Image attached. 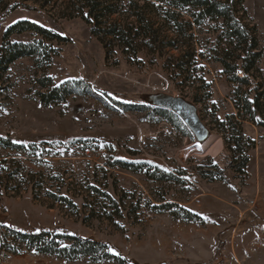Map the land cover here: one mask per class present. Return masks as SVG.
Here are the masks:
<instances>
[{
    "label": "rangeland",
    "instance_id": "obj_1",
    "mask_svg": "<svg viewBox=\"0 0 264 264\" xmlns=\"http://www.w3.org/2000/svg\"><path fill=\"white\" fill-rule=\"evenodd\" d=\"M115 3L120 12L109 23L123 27L134 21L130 5H145L144 0ZM78 7L73 0H0V47L6 30L21 20L36 22L66 39L49 44L56 54L52 52L48 69L28 57L4 72L0 138L25 147L37 145L38 151L23 160L28 159L35 172L55 171L68 179L77 205L72 210L47 199L35 200L26 184L6 187L0 182V264H119L69 262L23 247L14 255L2 247L4 240L11 242L3 224L94 239L131 264H264V128L250 122L243 127V136L255 141L253 148L243 146L250 158L245 168L234 159L235 145L225 144L228 118L238 113L233 102L237 89L258 86L264 94V0H246L245 13H240L255 29L263 52L250 87L231 82L221 63L224 51L230 49L217 44L224 36L221 21L206 20L193 28L192 48L186 51L187 38L171 32L163 11H147L156 29H161V40L155 45L157 52L137 41L135 56V50L126 52L120 42L105 36V25L101 35L94 36L92 25L78 16ZM186 13L183 19H188ZM38 39L31 32L11 37L17 43ZM204 47L208 56L202 55ZM186 52L195 55L189 73L179 69ZM44 76L56 86L82 81L92 93L46 106L40 98L45 90L39 79ZM237 76L243 74L237 71ZM157 93L193 102L212 132L209 141L199 146L186 127L190 136L139 99ZM116 103L133 108L126 111ZM216 145H221L218 152L211 150ZM8 155L16 154L0 149V162ZM121 163L142 168L132 173L119 168ZM163 173L166 179L158 180ZM92 185L117 204L104 201ZM19 186V192L13 191ZM186 211L195 215L194 221L187 220Z\"/></svg>",
    "mask_w": 264,
    "mask_h": 264
},
{
    "label": "trees",
    "instance_id": "obj_2",
    "mask_svg": "<svg viewBox=\"0 0 264 264\" xmlns=\"http://www.w3.org/2000/svg\"><path fill=\"white\" fill-rule=\"evenodd\" d=\"M153 1L144 0L145 5L143 8L137 7V5H130L132 8L130 7L129 10L132 12L134 21L127 23L123 27L117 22L109 23L110 18L120 12L115 0H73L79 6L77 9L78 16L87 24L92 25V34L94 36L99 37L101 35L100 28L105 25V36L120 42L126 52L135 50V56L138 53L135 48L137 41L142 44L145 43L148 50L157 52L158 49L155 45L161 40L159 32L161 29H156V21L147 14V11L153 12L156 8L163 11L166 22L171 26V32L176 36L184 35L187 38L184 46L186 51L192 48L193 28L202 26L206 20L212 22L221 21L224 36L218 38L217 44L219 46L223 45L222 40L226 39L224 45L230 46V49L224 51L225 58L221 60V63L224 65L225 72L231 76L229 77L231 82L239 86L250 87L253 78L252 72L257 69L258 63L263 57V52L259 49L260 43L255 35V29L244 23L240 16L241 12L245 13L243 6L246 0ZM163 2H165V5ZM157 3L158 5H156ZM185 10L188 12L186 13L188 14V19H183ZM25 32H31L40 37V39L30 43L11 41L12 36ZM63 41H66V39L36 22L21 20L14 23L6 30L2 46L0 47V79L10 65L22 58H34L41 66H43L42 63L46 64L48 69L52 64V52L56 54L55 49L49 44ZM170 46L174 47V44ZM193 56H195L194 53L190 55V53L186 52L179 69L189 73L191 68L190 60ZM227 59L232 60L234 63H228ZM237 71L241 72L243 77H238ZM39 83L42 89L45 90L40 93V98L42 104L46 106L52 103L64 102L71 95H88L92 93L90 85L82 81H68L56 86L50 77L44 76L39 79ZM260 90L258 86L248 91L243 88L237 89L233 102L238 113L237 116L232 115L228 118L229 128L227 129V134L229 133V135L225 137V144L228 146L229 144L235 145L234 149H231L234 159L240 160L243 168L250 162L248 154L244 153L243 146L247 145L250 148L255 146L254 140L243 136L245 123L250 122L264 128V94ZM116 104L126 111L133 108V106L124 103ZM151 109L170 122L180 132L189 135L183 122L173 113L158 108ZM238 127L240 129H237ZM0 149L9 150L16 154L8 155L0 162V170L3 171V175L0 176L2 184L6 185V187L10 184H18L20 186L26 184L27 189L31 190L35 200L47 199L53 205L60 204L72 210H77V205L73 199L74 195L69 189L70 183L68 179L60 173H55V171L49 175H46L43 170L35 172L33 167L30 166L31 163L27 162L28 159L23 160L24 157L30 158L31 154H35L34 152L38 151L37 145L25 147L0 138ZM39 157L41 159L44 158L42 154ZM118 167L132 173H137L142 168L138 165L123 163L118 165ZM166 177L167 175L163 173L157 179L165 180ZM20 186L13 191L19 192ZM91 189L103 197L104 201L114 205L117 204L115 199L106 191H101L94 185L91 186ZM186 213L187 220H195L193 213L190 211H186ZM175 217L179 218L177 215ZM3 226H6V229L10 232L9 238L11 242L8 243L4 240L2 247L7 248L14 255H17L20 252V247H23L38 254L56 256L69 262L89 259L93 262L115 260L119 264H131L126 259L111 253L110 247L106 243L94 239L83 238L66 232L51 230L27 231L17 230L9 225L3 224ZM1 237L2 234L0 233V239ZM15 243L16 245H14Z\"/></svg>",
    "mask_w": 264,
    "mask_h": 264
},
{
    "label": "water",
    "instance_id": "obj_3",
    "mask_svg": "<svg viewBox=\"0 0 264 264\" xmlns=\"http://www.w3.org/2000/svg\"><path fill=\"white\" fill-rule=\"evenodd\" d=\"M140 101L147 106L167 110L177 116L194 136L199 146L205 145L212 137L211 130L202 121L198 107L184 97L164 93L143 94Z\"/></svg>",
    "mask_w": 264,
    "mask_h": 264
},
{
    "label": "built area",
    "instance_id": "obj_4",
    "mask_svg": "<svg viewBox=\"0 0 264 264\" xmlns=\"http://www.w3.org/2000/svg\"><path fill=\"white\" fill-rule=\"evenodd\" d=\"M217 41H218V39H217ZM225 43H226V39H223L222 44L224 45ZM208 54H209V49L207 47L202 48V55L208 56Z\"/></svg>",
    "mask_w": 264,
    "mask_h": 264
},
{
    "label": "bare ground",
    "instance_id": "obj_5",
    "mask_svg": "<svg viewBox=\"0 0 264 264\" xmlns=\"http://www.w3.org/2000/svg\"><path fill=\"white\" fill-rule=\"evenodd\" d=\"M220 148H221V145H216L211 150L214 152H218L220 150Z\"/></svg>",
    "mask_w": 264,
    "mask_h": 264
}]
</instances>
